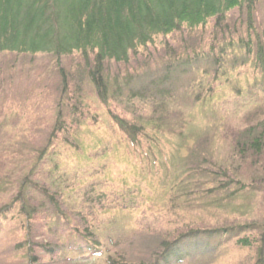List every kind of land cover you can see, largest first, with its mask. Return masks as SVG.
Segmentation results:
<instances>
[{
	"label": "rangeland",
	"instance_id": "rangeland-1",
	"mask_svg": "<svg viewBox=\"0 0 264 264\" xmlns=\"http://www.w3.org/2000/svg\"><path fill=\"white\" fill-rule=\"evenodd\" d=\"M214 24L155 37L127 63L106 64V104L79 53L59 63L0 53V208L12 205L0 219V264H153L172 244L159 264H257L264 76L243 48L250 40L255 51L264 0L252 28L244 10ZM111 115L141 129L136 144ZM254 136L259 156L247 149L242 159ZM80 236L97 250H76Z\"/></svg>",
	"mask_w": 264,
	"mask_h": 264
},
{
	"label": "trees",
	"instance_id": "trees-1",
	"mask_svg": "<svg viewBox=\"0 0 264 264\" xmlns=\"http://www.w3.org/2000/svg\"><path fill=\"white\" fill-rule=\"evenodd\" d=\"M258 1L0 0V53L48 54L55 57L57 63L62 57L79 53L87 67V76L97 97L106 104L108 100L106 64L111 62L125 64L129 61L130 53L136 52L140 47L146 48L155 37L193 30L205 25L210 19H214L215 27L221 29L219 27L224 24L227 14L233 10H244L247 15L246 29L252 28L253 9ZM250 45V40L244 43V54L253 55L255 64L264 76V27L260 36L256 35L254 52L251 51ZM111 116L129 142L132 145L136 144L141 129L117 116ZM57 124L59 127L63 125L59 118ZM260 138L261 136H254L240 146L238 154L242 159L246 158L244 152L247 149L251 151L254 159L259 156ZM39 190L62 217L63 213L58 208L56 197L43 188ZM18 198L19 213L26 217L28 228L31 230L29 221L33 220L34 213L28 211L21 195ZM10 209L12 205L0 208V219ZM194 234L196 232H189L184 236L190 237ZM76 235L79 237L77 232ZM80 238L86 243L76 246V250L82 248L88 251L97 250V243L83 236ZM172 245H168L153 264H159L161 259L165 260L172 253L175 254ZM46 250L51 254V250ZM257 264H264V243L260 245Z\"/></svg>",
	"mask_w": 264,
	"mask_h": 264
}]
</instances>
